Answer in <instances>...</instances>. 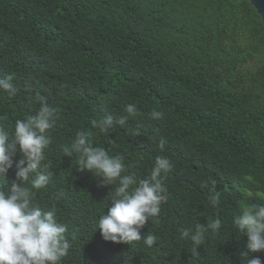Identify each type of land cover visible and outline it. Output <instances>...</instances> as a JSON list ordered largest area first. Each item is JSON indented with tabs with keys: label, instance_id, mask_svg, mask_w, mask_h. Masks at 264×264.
I'll return each instance as SVG.
<instances>
[{
	"label": "trees",
	"instance_id": "16d2710c",
	"mask_svg": "<svg viewBox=\"0 0 264 264\" xmlns=\"http://www.w3.org/2000/svg\"><path fill=\"white\" fill-rule=\"evenodd\" d=\"M8 74L20 89L11 98L0 89L9 132L42 102L60 114L46 149L53 174L33 204L54 206L68 226L61 264H242L247 236L233 218L264 204V20L250 0H0V77ZM107 116L113 127L100 133L92 121ZM82 129L123 155V174L138 180L158 156L169 158L168 201L142 229L158 237L152 247L102 237L98 220L114 186L63 153ZM20 158L0 185L11 186ZM216 218L220 231L205 232L193 255L179 230ZM249 254L264 264V250Z\"/></svg>",
	"mask_w": 264,
	"mask_h": 264
},
{
	"label": "clouds",
	"instance_id": "9594fccd",
	"mask_svg": "<svg viewBox=\"0 0 264 264\" xmlns=\"http://www.w3.org/2000/svg\"><path fill=\"white\" fill-rule=\"evenodd\" d=\"M14 80L15 74L0 77V89L10 98L20 91ZM124 110L129 116L137 114L134 104L126 105ZM151 115L160 119L163 113L154 110ZM59 119L58 109L42 102L35 114L15 121L14 131L9 132L0 125V181L7 180L9 184L14 157L17 153L21 157L15 162L11 186L0 185V264H61L68 255L71 247L66 236L68 226L59 221L55 207L44 210L33 204L36 190L45 188L53 174L46 149L52 142L50 132ZM124 122V119L119 121ZM92 124L100 133L108 134L113 127V117L94 119ZM92 137L91 131H77L63 153L67 157L76 154L80 171H90L103 185L114 186L107 211L98 220L102 237L106 241L126 244L143 240L145 245L152 247L158 237L152 233L145 236L142 229L149 221L154 222L161 213L162 204L168 201L162 173L169 167V158L158 156L150 173L138 180L134 173L123 174L127 172L123 155H110L104 147L94 144ZM159 147L164 149L163 142ZM208 200L213 208L220 205L215 182L209 189ZM233 224L242 236H247L250 252L264 250V204L242 207L240 214L234 216ZM221 227V219L216 218L206 225L196 224L194 230L180 229L179 238L190 240L193 245L190 251L197 255L205 232L218 233ZM249 251L241 253L242 264H262L258 257L250 256Z\"/></svg>",
	"mask_w": 264,
	"mask_h": 264
},
{
	"label": "water",
	"instance_id": "95a60500",
	"mask_svg": "<svg viewBox=\"0 0 264 264\" xmlns=\"http://www.w3.org/2000/svg\"><path fill=\"white\" fill-rule=\"evenodd\" d=\"M264 20V0H250Z\"/></svg>",
	"mask_w": 264,
	"mask_h": 264
}]
</instances>
